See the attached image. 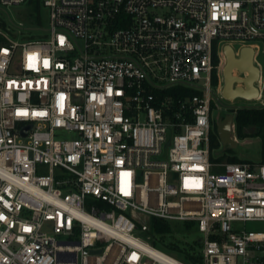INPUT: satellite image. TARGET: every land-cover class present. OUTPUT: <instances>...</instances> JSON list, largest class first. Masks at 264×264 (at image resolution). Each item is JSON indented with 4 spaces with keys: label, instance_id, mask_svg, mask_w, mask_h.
<instances>
[{
    "label": "built area",
    "instance_id": "2783aa9c",
    "mask_svg": "<svg viewBox=\"0 0 264 264\" xmlns=\"http://www.w3.org/2000/svg\"><path fill=\"white\" fill-rule=\"evenodd\" d=\"M39 3L41 37L0 18V264H187L151 219L193 223L196 264H264V133L257 162L209 138L226 45L252 48L264 108V0Z\"/></svg>",
    "mask_w": 264,
    "mask_h": 264
},
{
    "label": "rangeland",
    "instance_id": "374dc122",
    "mask_svg": "<svg viewBox=\"0 0 264 264\" xmlns=\"http://www.w3.org/2000/svg\"><path fill=\"white\" fill-rule=\"evenodd\" d=\"M27 1L26 3L18 6H12L9 8L0 7V18L6 23V25L13 29H21L22 33L27 37H41L48 29V13L47 10L39 5L38 12L32 10V6ZM234 48H237L234 46ZM230 45H226L223 51L220 52L221 56L225 59L220 65L217 72L218 85L217 91L222 97L219 101V109L213 110V120L219 119L222 115L234 110V107H250V102L241 98L234 99L236 97L250 98V86L252 80V69L245 60H250L253 57V51L251 47H243L238 51H235ZM250 48V49H249ZM251 50V52H249ZM243 58L239 64L233 60ZM251 55V58L247 57ZM248 58V59H247ZM232 61V65L228 68L227 62ZM252 62V60H251ZM261 63V59H258ZM239 66V67H238ZM242 70V71H239ZM244 74V77L239 79L238 73ZM234 115V113H231ZM253 132V131H250ZM221 150V146L219 151ZM233 155L239 160L257 162L260 160L261 155V140L259 137H248L244 140H239L238 145L232 150ZM171 233L166 235V241H181L187 243H193L201 239V235L197 232H189L184 229V225L180 222H172ZM250 230H260V226H248ZM191 231V230H190Z\"/></svg>",
    "mask_w": 264,
    "mask_h": 264
},
{
    "label": "trees",
    "instance_id": "16d2710c",
    "mask_svg": "<svg viewBox=\"0 0 264 264\" xmlns=\"http://www.w3.org/2000/svg\"><path fill=\"white\" fill-rule=\"evenodd\" d=\"M32 6V10L38 12L39 0H29L28 2ZM213 66H217L218 59L213 56ZM211 83L213 88L218 85L217 70L213 69L211 74ZM185 94L193 95L194 93L190 90H186ZM234 113V125L235 133L238 140H244L248 137H262L264 133V108L255 107H238L236 110H230ZM253 131V132H250ZM210 160L215 162H227V163H239L240 160L233 155L231 149H227L224 153L215 155L219 152L220 142L215 131H210ZM171 224L158 219L150 220V230L148 236H150V244L152 247L173 255L180 261L187 264H196L195 258L192 257L196 251L197 242L187 243L181 241H166V235L171 233ZM184 229L191 232L194 224H183Z\"/></svg>",
    "mask_w": 264,
    "mask_h": 264
},
{
    "label": "water",
    "instance_id": "95a60500",
    "mask_svg": "<svg viewBox=\"0 0 264 264\" xmlns=\"http://www.w3.org/2000/svg\"><path fill=\"white\" fill-rule=\"evenodd\" d=\"M249 52H251V50H249ZM241 57L242 56H240L239 59H235V57L233 55V60L236 62V64H239L240 61L243 59ZM247 57L251 58V55H248ZM233 60H231L230 62H227V67L228 68L234 63ZM251 60H252V58L249 61L245 60V63L248 64V66H250L251 69H252ZM232 61H233V63H232ZM239 71H242V70L239 69ZM253 81L254 80H251V83L249 81V86H250V88H249L250 89V94L249 95H251L250 98L236 97L234 99L241 98L243 100H250L252 97H255L256 96V90L253 87ZM232 122H233V116L230 115V116H228L225 119L224 122H219V124L217 126L216 134H217V137L219 139L220 146H221V150L218 152V154L224 153L227 149L233 150V149H235L237 147L235 142L230 137V131H231L230 126H231ZM26 129H30V126H28Z\"/></svg>",
    "mask_w": 264,
    "mask_h": 264
},
{
    "label": "flooded vegetation",
    "instance_id": "af4514ba",
    "mask_svg": "<svg viewBox=\"0 0 264 264\" xmlns=\"http://www.w3.org/2000/svg\"><path fill=\"white\" fill-rule=\"evenodd\" d=\"M256 61H257V59H256V57H255V55H254V53H253V57H252V74H251V76H252V80H254V81H253V87H254V84L258 81V79H259V74H260V70H259V67H258ZM238 77H239V79H241V78L244 77V74L238 73ZM229 110H231V108H229ZM231 113H232V112H228V113H226L225 115H222L219 119H217V120L214 119V120L212 121V124H211V131H215V132H216V130H217V126H218L219 122H224L225 119H226L228 116L231 115ZM232 116H233V115H232Z\"/></svg>",
    "mask_w": 264,
    "mask_h": 264
},
{
    "label": "bare ground",
    "instance_id": "6f19581e",
    "mask_svg": "<svg viewBox=\"0 0 264 264\" xmlns=\"http://www.w3.org/2000/svg\"><path fill=\"white\" fill-rule=\"evenodd\" d=\"M224 59H225V57L220 55V65H221V63L223 62ZM219 68H220V66H219Z\"/></svg>",
    "mask_w": 264,
    "mask_h": 264
},
{
    "label": "crops",
    "instance_id": "0c3cea01",
    "mask_svg": "<svg viewBox=\"0 0 264 264\" xmlns=\"http://www.w3.org/2000/svg\"><path fill=\"white\" fill-rule=\"evenodd\" d=\"M250 49V48H249ZM240 73V72H239Z\"/></svg>",
    "mask_w": 264,
    "mask_h": 264
}]
</instances>
